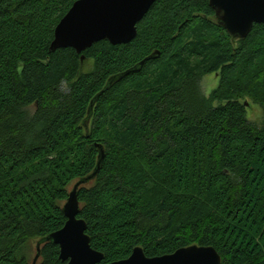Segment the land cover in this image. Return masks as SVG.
<instances>
[{
    "label": "trees",
    "instance_id": "16d2710c",
    "mask_svg": "<svg viewBox=\"0 0 264 264\" xmlns=\"http://www.w3.org/2000/svg\"><path fill=\"white\" fill-rule=\"evenodd\" d=\"M76 1L0 0V264L38 242L37 264H62L45 238L96 172L79 217L102 264L191 245L264 264V125L244 101L264 110V24L233 39L210 0H157L129 43L53 50Z\"/></svg>",
    "mask_w": 264,
    "mask_h": 264
},
{
    "label": "water",
    "instance_id": "95a60500",
    "mask_svg": "<svg viewBox=\"0 0 264 264\" xmlns=\"http://www.w3.org/2000/svg\"><path fill=\"white\" fill-rule=\"evenodd\" d=\"M156 1L77 0L57 25L52 49L71 47L82 53L101 40H108L113 45L129 43L137 35V24ZM210 5L218 23L233 39H244L255 24H264V0H210ZM96 173L74 185L63 207L67 217L66 224L45 238L46 241L59 245L62 264L103 263L104 254L92 248L90 237L86 233L87 223L79 217L78 189ZM41 245L42 242H38L37 254L32 264L38 263ZM221 263V255L213 246L191 245L157 257H148L143 248L135 247L128 258L108 264Z\"/></svg>",
    "mask_w": 264,
    "mask_h": 264
},
{
    "label": "rangeland",
    "instance_id": "374dc122",
    "mask_svg": "<svg viewBox=\"0 0 264 264\" xmlns=\"http://www.w3.org/2000/svg\"><path fill=\"white\" fill-rule=\"evenodd\" d=\"M92 63V60H89L88 63ZM89 65V64H88ZM220 84V77L217 73L207 74L202 78L201 86L202 90L206 96H210L213 90H215ZM248 106L247 116L248 119L252 122H255L259 126L264 125V110L260 104L254 103L247 99L244 100ZM216 105V104H215ZM74 183L70 185V190H72ZM33 248H36V242L33 244ZM36 249H34L35 251ZM35 253H33L34 256Z\"/></svg>",
    "mask_w": 264,
    "mask_h": 264
}]
</instances>
